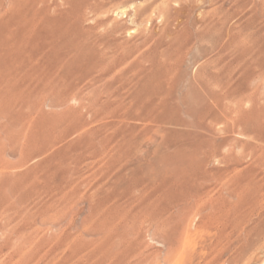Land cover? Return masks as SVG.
Instances as JSON below:
<instances>
[{
  "label": "rangeland",
  "instance_id": "1",
  "mask_svg": "<svg viewBox=\"0 0 264 264\" xmlns=\"http://www.w3.org/2000/svg\"><path fill=\"white\" fill-rule=\"evenodd\" d=\"M153 1L0 0V264H264V0Z\"/></svg>",
  "mask_w": 264,
  "mask_h": 264
},
{
  "label": "bare ground",
  "instance_id": "2",
  "mask_svg": "<svg viewBox=\"0 0 264 264\" xmlns=\"http://www.w3.org/2000/svg\"><path fill=\"white\" fill-rule=\"evenodd\" d=\"M155 1V0H154ZM153 1V2H154ZM160 0H156L152 5H150L148 8L146 7V8H144V9H142L143 11H146V10H148L150 7H152V6H154L155 4H157L158 2H159ZM204 1V0H203ZM198 2H199V0H198ZM193 3V2H192ZM205 3V2H204ZM151 4V3H150ZM191 4V3H190ZM194 4V3H193ZM206 4V3H205ZM191 6V5H190ZM196 6V5H195ZM199 38V37H198ZM229 44V43H228ZM242 73L244 74V75H242V78L238 81V83L236 84V87H238V88H240V90H242V91H246L247 89H248V75H250V73H248L247 71H246V69H244V67H243V69H242ZM250 76H252V75H250ZM249 76V78H251ZM217 77V76H216ZM213 78H214V76H213ZM218 78H220V77H218ZM218 81H220L221 82V79L220 80H218ZM217 81V82H218ZM204 82V81H203ZM206 82V81H205ZM204 82V83H205ZM209 82V81H208ZM214 82H216V80L214 81ZM216 82V83H217ZM207 84H211V83H207ZM215 84V83H214ZM218 84V83H217ZM201 85H204L205 87L207 86L206 84H201ZM212 85V84H211ZM210 85V86H211ZM216 85V84H215ZM221 85H222V83H221ZM204 86H202L201 88H203ZM217 86H220V84H218ZM209 87V86H208ZM235 87V88H236ZM215 88V87H214ZM237 88V89H238ZM210 91H211V89H212V87H211V89L210 88H208ZM208 89H206V90H208ZM206 92V91H205ZM207 93H208V91H207ZM212 97H210V99H211ZM213 98H215V97H213ZM216 100H214L213 102H215ZM217 102H219L218 100H217ZM217 104V103H216ZM96 154H97V152H96ZM100 155V154H99ZM112 160V159H111ZM110 164V163H109ZM108 164V165H109ZM107 165V166H108ZM112 166V165H111ZM109 168V167H108ZM193 195V194H192ZM190 199H192V198H190ZM195 200V199H194ZM189 200H187V203H189V202H191V201H189ZM193 202H195V201H193ZM198 202V201H197ZM200 203V202H199ZM175 204H176V202H175ZM190 204H192V202L190 203ZM201 204V203H200ZM200 204L198 205V203H197V205L200 207ZM156 205V204H155ZM158 205V204H157ZM156 205V206H157ZM170 205H171V203H170ZM172 205H174V204H172ZM171 205V206H172ZM177 205V204H176ZM192 205H196V203H194V204H192ZM197 205H196V208H195V206H194V209H197ZM163 206V205H162ZM178 206V205H177ZM187 206H188V204H187ZM202 206V205H201ZM158 207H160V204L158 205ZM168 207V206H167ZM167 207H165V208H167ZM173 207V206H172ZM177 208V207H176ZM202 208V207H201ZM158 208H156V210H157ZM170 209V208H169ZM168 209V210H169ZM179 209V208H178ZM203 209V208H202ZM150 210V209H149ZM155 210V207H154V209H153V212H155L154 211ZM162 210H164V209H162ZM199 210H201V209H199ZM170 211H171V209H170ZM195 211H198V209L197 210H195ZM168 213V211H165V212H163V213ZM199 212V211H198ZM147 213V212H146ZM160 213V212H159ZM166 213V214H167ZM170 213V212H169ZM148 214V213H147ZM156 214V213H155ZM154 215V214H153ZM168 215H170V214H167L166 216H168ZM164 217H165V215H164ZM155 218V217H154ZM167 218V217H166ZM166 218H164V219H166ZM162 220H164L163 218H161ZM157 220H158V216H157ZM159 220H160V218H159ZM167 220V219H166ZM169 220V219H168ZM170 220H172L171 218H170ZM161 221V220H160ZM170 222V221H169ZM169 222H167L168 224H169ZM185 222V221H184ZM167 223H165V224H167ZM177 229V228H176ZM176 229H174V230H176ZM264 233V232H263ZM262 236V235H261ZM263 239H264V236L262 237ZM182 246V245H181ZM255 264V263H254Z\"/></svg>",
  "mask_w": 264,
  "mask_h": 264
}]
</instances>
